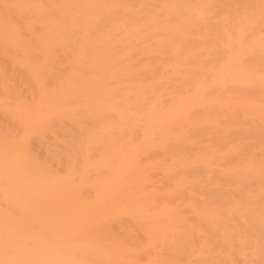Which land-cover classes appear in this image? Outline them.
Here are the masks:
<instances>
[{
	"label": "bare ground",
	"instance_id": "1",
	"mask_svg": "<svg viewBox=\"0 0 264 264\" xmlns=\"http://www.w3.org/2000/svg\"><path fill=\"white\" fill-rule=\"evenodd\" d=\"M0 264H264V0H0Z\"/></svg>",
	"mask_w": 264,
	"mask_h": 264
}]
</instances>
